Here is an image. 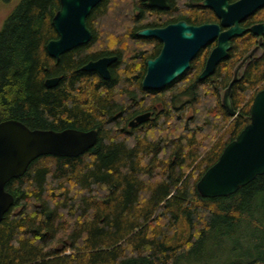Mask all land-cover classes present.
Instances as JSON below:
<instances>
[{"label":"trees","instance_id":"obj_1","mask_svg":"<svg viewBox=\"0 0 264 264\" xmlns=\"http://www.w3.org/2000/svg\"><path fill=\"white\" fill-rule=\"evenodd\" d=\"M181 1L188 10L178 9ZM199 1L170 0L160 10L146 0H102L86 20L90 41L57 61L45 45L57 38L51 20L59 0H0L7 9L0 122L97 131L83 154L40 156L6 184L14 203L0 222V264H219L213 252L226 241L238 255L223 264H264V173L228 196L202 197L196 189L249 123L253 98L264 88V39L232 84L233 117L221 92L254 48V36L234 39L202 80L207 49L164 88L141 86L145 60L158 46L136 31L168 18L206 20ZM102 56L116 57L108 79L81 69ZM52 77L59 81L47 87ZM145 112L149 118L128 127Z\"/></svg>","mask_w":264,"mask_h":264},{"label":"water","instance_id":"obj_2","mask_svg":"<svg viewBox=\"0 0 264 264\" xmlns=\"http://www.w3.org/2000/svg\"><path fill=\"white\" fill-rule=\"evenodd\" d=\"M101 1L59 0L60 7L51 20L57 38L45 45V50L51 57L58 61L63 53L90 41L92 33L87 27L86 20L91 10ZM205 5L214 9L212 5L207 3ZM263 5L264 0H241L233 5H228L224 1L222 5L215 7L216 14L222 18L225 26L235 24L222 33L218 25L205 24L195 27L184 22L162 29H144L138 32L139 36L154 37L163 43L159 55L146 61V71L141 81L143 89L160 90L169 85L189 68L190 62L200 49L209 41L218 38V44L209 54L198 79L202 80L211 75L227 55L230 48L228 39L244 32V29L237 25V21ZM230 14L236 17L231 18ZM258 27L253 26L251 31L259 34ZM257 50L258 46L236 66L234 76L223 94L222 104L232 117L236 115L231 102L232 84ZM115 59V56H103L95 61H89L81 69L96 72L102 78L108 79L109 67ZM58 81V77L47 78L45 85L53 87ZM150 114V112L139 114L137 122L145 121ZM96 141L97 131L94 129L81 131L67 128L54 131L30 129L15 119L0 122V222L14 203V197L6 190V184L11 179L24 175L32 161L43 155L76 157L91 148ZM263 173L264 88L253 98L249 123L225 146L218 160L204 172L196 183V189L202 197L228 196Z\"/></svg>","mask_w":264,"mask_h":264},{"label":"flooded vegetation","instance_id":"obj_3","mask_svg":"<svg viewBox=\"0 0 264 264\" xmlns=\"http://www.w3.org/2000/svg\"><path fill=\"white\" fill-rule=\"evenodd\" d=\"M226 1L228 5H233L241 0H200L197 4L202 7L201 10H199V12H202V11H206L207 14H209V18L208 19H204V20H201L199 22H194L193 20H188L186 19L185 17H177V18H168V19H165V21H163L161 24L159 25H154V26H147V27H141L140 29H138L136 31V35H138V32L144 30V29H162V28H165L167 26H170V25H174V24H177L179 22H184L185 24L189 25V26H201V25H205V24H212V25H218L219 28H220V32H225L227 31L230 27L232 26H235L234 23H231L229 24V26H225L223 23H222V18L219 17L217 14H216V11H215V7L217 8L218 5H222V3ZM209 4V5H212L214 6V9L210 6H207L205 4ZM146 4L151 7V8H156V9H168L169 8V5H170V0H151V4H149V0H146ZM183 4V7H185V3L181 1V3L179 4V10H182L181 6ZM181 8V9H180ZM185 10H188L187 7L184 8ZM192 12V11H191ZM90 14V13H89ZM89 16V15H88ZM148 17H152L151 15H148ZM230 17L231 18H235L236 16L235 15H232L230 14ZM88 18V17H87ZM238 20V18H237ZM237 25L239 26V28H242L244 29V32L239 35V36H233L231 37L230 39H228V42L230 44V48L227 50V55L226 57L228 56V53L231 49V46H232V42L234 41V39L236 38H241L242 36H245V35H249V36H254V39L256 41V44L254 46L257 47L258 46V50L256 52V54L253 56H257L260 54V49H261V45L263 43V39H264V5L257 9L256 11H254L252 14L240 19L239 21H237ZM253 26H259L258 27V32L259 34H254L252 31H251V28ZM88 27V25H87ZM89 29V27H88ZM90 30V29H89ZM91 31V30H90ZM92 33V32H91ZM140 37H143V36H140ZM144 38H151V39H154L156 42H157V49L155 51V54L153 57L151 58H147L145 60V66H146V61L149 60V59H154L155 57H157L161 51V48H162V45L163 43L161 42V40L157 39V38H154V37H144ZM218 44V38H215L211 41H209L205 47H203L202 49H207L206 51V58H205V62L209 56V54L211 53V51L217 46ZM253 48V49H254ZM200 49V51L202 50ZM200 51L198 53H200ZM197 53V54H198ZM103 57V56H102ZM225 57V58H226ZM101 58V57H99ZM97 58V59H99ZM195 58V57H194ZM224 58V59H225ZM97 59H94V60H89V61H95ZM223 60V59H222ZM87 61V63L89 62ZM205 62H204V65H203V68L202 70L204 69V66H205ZM191 63V62H190ZM236 69V68H235ZM235 69H234V72H235ZM201 70V72H202ZM109 71H110V67H109ZM146 71V69H145ZM200 72V73H201ZM199 73V74H200ZM198 74V76H199ZM234 76V75H233ZM239 76V74H238ZM178 78V77H177ZM230 84V83H229ZM229 86V85H228ZM228 88V87H227ZM227 88L224 90V93L225 91L227 90ZM139 115V114H138ZM137 116V115H136ZM136 116H134L132 119H134ZM131 119V120H132ZM137 124V123H136ZM128 125V123H127ZM134 126V125H133ZM129 127V126H128Z\"/></svg>","mask_w":264,"mask_h":264},{"label":"rangeland","instance_id":"obj_4","mask_svg":"<svg viewBox=\"0 0 264 264\" xmlns=\"http://www.w3.org/2000/svg\"><path fill=\"white\" fill-rule=\"evenodd\" d=\"M6 12H7V9L5 7H3V6L0 7V25H1V22H2V20L4 18V16H5ZM223 94H224V91L221 92L222 97H223ZM240 236H239V239H241V240H239V241L242 242V245L245 246V247H250L251 243L249 242L248 239H246L245 235L241 236V237ZM229 246H230V242L226 241L225 242V247H224V249L222 251L220 250V251H217V252H213L214 258H216V260H217V258H219L217 260V262L219 264H223L224 263L223 261H228L229 259L235 258L236 255H238V254H235L236 250H233L232 247H231V250L229 249V251H228Z\"/></svg>","mask_w":264,"mask_h":264},{"label":"bare ground","instance_id":"obj_5","mask_svg":"<svg viewBox=\"0 0 264 264\" xmlns=\"http://www.w3.org/2000/svg\"><path fill=\"white\" fill-rule=\"evenodd\" d=\"M174 80H175V79H174ZM174 80H173V81H174ZM173 81H172V82H173ZM172 82H171V83H172ZM169 84H170V83H169ZM166 86H167V85H166ZM231 90H232V89H231ZM137 116H138V115H137ZM137 116H136L134 119H132V120H130V121L128 122V126H129V127H132V126L135 125L136 123H140V122H137V120H136ZM131 123H132V125H130Z\"/></svg>","mask_w":264,"mask_h":264}]
</instances>
